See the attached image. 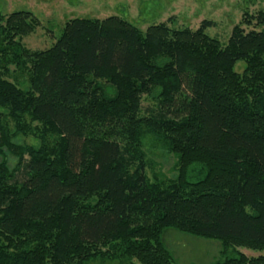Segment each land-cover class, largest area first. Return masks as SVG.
Segmentation results:
<instances>
[{
    "label": "trees",
    "instance_id": "1",
    "mask_svg": "<svg viewBox=\"0 0 264 264\" xmlns=\"http://www.w3.org/2000/svg\"><path fill=\"white\" fill-rule=\"evenodd\" d=\"M253 23L261 30L244 29ZM39 25L16 12L0 19V35L20 39ZM213 26L164 23L144 33L116 16L74 19L46 51L12 42L31 87L0 76V109L20 129L28 114L55 146L19 148L0 114V155L7 147L19 156L15 172L0 163V264H174L161 241L167 229L219 241L224 255L264 253V12L226 45L207 34ZM145 99L156 106L143 116ZM142 128L178 155L176 180H149ZM194 165L200 181L189 178ZM217 264H264V256Z\"/></svg>",
    "mask_w": 264,
    "mask_h": 264
},
{
    "label": "rangeland",
    "instance_id": "2",
    "mask_svg": "<svg viewBox=\"0 0 264 264\" xmlns=\"http://www.w3.org/2000/svg\"><path fill=\"white\" fill-rule=\"evenodd\" d=\"M261 11L264 12V0H0V19H5L16 12H30L40 21L39 27L23 38L8 41L0 35V76L16 84L23 91H29L31 87L29 66L17 65L15 58L21 56L23 49L30 52L50 49L61 37L66 24L74 19L105 20L116 16L144 33L150 27L164 23L174 29L188 28L196 31L203 22H212L214 26L208 29L207 34L226 45L236 26ZM243 27L247 31L261 30L255 27L254 23ZM12 42L13 45H17L14 48L21 52L10 49L13 47ZM245 69L244 63L237 64L235 68L239 74ZM100 84L105 95L115 97L116 93L109 84L104 81ZM155 104L156 100L145 99L143 116H146L148 108L156 106ZM0 114L11 142L19 148L42 150L45 145L55 146L53 136L49 135V138L43 136L42 139L41 125L34 122L28 114L20 118L21 129L17 119L7 110L0 109ZM142 134L141 148L145 153L146 174L149 180L152 183L176 180L180 173L178 155L171 152L166 140L153 130L142 128ZM0 163L6 164L11 172H15L19 165V156L4 147ZM204 175L200 165L190 168L191 181H200ZM161 241L171 254L174 264H217L223 262L226 257L244 255L252 259L264 256L262 252L248 249L229 250L224 255L225 250L221 242L195 237L177 229L163 231ZM84 264L140 263L137 260H109L98 257Z\"/></svg>",
    "mask_w": 264,
    "mask_h": 264
}]
</instances>
